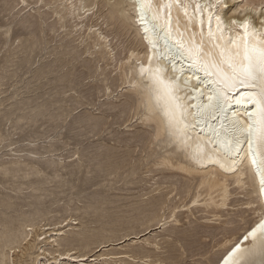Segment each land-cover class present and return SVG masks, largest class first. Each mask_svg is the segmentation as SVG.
<instances>
[{
	"label": "bare ground",
	"instance_id": "6f19581e",
	"mask_svg": "<svg viewBox=\"0 0 264 264\" xmlns=\"http://www.w3.org/2000/svg\"><path fill=\"white\" fill-rule=\"evenodd\" d=\"M1 1L6 8L13 2H16L15 5L20 4L19 11L26 8L24 4L29 6L32 3H40V7L48 5L50 8L49 12L41 13L39 7L36 9L37 14H32L31 21L28 18L20 21L29 28L33 26L30 38L25 40L26 44L20 42L25 52L22 61L26 64L31 63L34 48L40 51L42 49L44 41L38 36L40 33L64 28L65 22L71 20L75 29L65 32L64 37L73 30L78 32L79 42L76 46L83 45L81 53L91 55L84 62V75L96 79L94 91L107 99L100 103L99 107H105L101 116L90 112L78 118L79 124L95 135L120 122L118 127L124 126L125 130L122 129L121 132L127 134L119 137L118 142L125 145H129L133 139L141 142V146L138 144L139 152L144 160L148 159L149 154H154L155 160L146 172L159 171L162 175L164 171L173 173L159 181L152 175L150 179L153 183L150 182L151 185L146 188L148 191L143 193L152 195L144 199L143 194H140L138 197L144 203L134 201L124 208L114 206V201L110 199L98 200L85 206L67 203L65 209L68 214L52 221L51 214L56 209L43 207L38 203L21 211L15 219L17 224H12L13 217L3 213L0 215V264H33V261H41L43 257L54 264L63 259H68L70 264H81V261L86 264H160L163 260L176 263L183 258L186 249L191 250L189 255H192V248L198 243L193 239L181 244V237L166 240L169 235L165 236V231L177 229L173 223L178 222L177 213L181 207H186L184 210L189 213L186 217L196 218L195 214H201V220L197 221L194 230L196 233L201 232L203 237L211 238L208 250L211 252L210 256L206 259L207 262L201 264H223L235 243H240L241 248L251 244V238L244 241L243 237L259 219H264L261 215L264 211L261 208L264 204V187L260 185L261 170L252 163V155L245 154L247 145H242L245 151L235 155L234 167L222 168L217 161L223 159V146L213 135L214 131L221 130L222 122L219 118L194 120L189 115L186 134L190 139L187 143L170 137L166 131V118L156 99L152 73L157 68L162 69L161 74L165 80L180 77L181 84L191 77L188 87H181L178 94L188 112L195 113L197 109L189 106L207 103V96L203 93L214 85L209 79L200 87L199 92L193 91L197 84L196 75L201 79H204V75L192 68V61L186 53L178 51L177 41L187 45L190 39H194L197 44L203 41L204 47L210 48L213 41L208 36L209 25L219 35L217 16L221 19V28L229 26L231 20L239 23L247 18L250 31L264 32V25L261 24L264 16L256 15L260 11L262 0H224L227 7L223 8H210L209 5L214 4L215 0H179V4L176 0H151L150 6L143 9L138 0ZM13 7L10 6L11 9ZM245 7L254 10L241 17L238 9ZM53 16L54 21L45 24L46 17ZM33 31L37 35H32ZM224 35L227 37L230 33L225 32ZM231 35L235 38L236 33ZM10 44L13 46L14 41ZM59 46L62 47L61 50L53 49L48 53H59L70 59L67 58L64 63L60 62L62 59H58V64H54V61L44 64L45 71H41L40 75L53 74L55 76L52 81L70 86L74 82L70 79V71L61 74L58 71L77 57L74 54L77 52L76 46L68 42ZM16 47L18 44L15 43L12 49ZM116 91L118 93L114 95ZM240 91L243 90L238 89L232 95L238 96ZM121 96L124 101L115 106L114 102ZM59 102L61 104L54 112L39 104L30 108L36 110L34 113L19 115L15 121L26 118L34 120L37 114H48L64 121L75 108L62 104V99H57L54 103ZM77 103L83 104L81 101ZM115 108L117 110L109 120L106 111ZM229 108L243 118L244 109L250 110L251 106L232 103ZM226 115L231 117L232 112ZM133 127L142 131L133 132ZM3 139L0 134V141ZM197 144L203 148L200 158H195L194 149ZM135 146L129 151H134ZM111 149L112 146L106 149L101 163L113 172L119 168L122 160L115 159L112 152L109 153ZM29 154L31 155L27 154V157H35L34 154ZM77 158H80L79 155ZM10 163L15 167L19 165V160L13 159ZM49 163L54 164L55 158L51 157ZM32 165L31 168L37 170ZM0 169L8 172L9 167L0 164ZM156 191L158 194L154 196L153 192ZM86 215H92L93 218L84 220ZM167 225L172 226L167 228ZM163 243H167L171 250L166 259L159 254ZM41 264L46 263L42 261Z\"/></svg>",
	"mask_w": 264,
	"mask_h": 264
},
{
	"label": "rangeland",
	"instance_id": "374dc122",
	"mask_svg": "<svg viewBox=\"0 0 264 264\" xmlns=\"http://www.w3.org/2000/svg\"><path fill=\"white\" fill-rule=\"evenodd\" d=\"M15 3L13 2L10 6L14 7L11 9L9 6V9L0 0V28L12 27L15 23L12 42L14 41L15 45L16 40L19 39L25 45V40L31 36L30 29L33 26L29 28L27 24H21L20 21L24 18L32 19L31 16L37 14L36 9L40 7V3H32L20 11V4L15 5ZM49 11L48 5L39 9L41 13ZM54 19V16L46 17L45 24L53 22ZM65 24L64 28L53 32L45 30L38 35L44 42H42L41 51L34 48L30 64L22 61L25 52L21 43L14 49H12L14 45L9 44L8 47H4L0 44V75H2L0 76L2 83H0V134L4 138L0 141V164L9 167L8 172L0 169V215L4 213L13 217L12 224H17L15 219L19 217L21 211L38 205V203L43 207L56 209L51 214L53 215L52 221L68 214V210L65 209L67 203L85 206L98 200L110 199L114 201V206L122 208L134 201L144 203L145 201H142L138 195L148 191L146 188L153 183L151 176L153 175L154 179L159 181L173 173L164 171L162 175L159 171L146 172L155 160L154 154H149L148 159L144 160L139 152L141 142H135L134 139L128 143L129 145L118 142L119 137L122 138L127 134L121 132L124 126L118 127L120 122L95 135L79 124L78 118L90 112L101 116L105 107H99L100 103L107 99H104L101 93L96 94L94 91L93 85L96 79L84 75L86 72L84 62L91 55L81 53L83 45L76 46L79 42L78 32L75 33L73 30L70 35L64 37L65 32L75 29L71 20L66 21ZM34 34L37 35V32L33 31L32 35ZM65 42L75 45V50H77L74 53L77 57L58 71L59 74L70 71V79L74 80L69 84L70 86H67V83L52 81L55 76L53 74L40 75L41 71H45L44 64L52 61L58 64V59H62L60 61L62 63L67 61L69 56L64 58L59 53H48L53 49L61 50L62 47L59 45ZM116 93L118 92L116 91L114 95ZM57 99H62L64 101L62 104L75 108L64 121L48 114H37L34 120L26 118L15 121L19 115L27 116L34 113L36 110L30 108H35L39 104L45 105L48 111L54 112L61 104L60 102L54 103ZM78 101L83 104L77 103ZM123 101L124 97L121 96L114 102V105L119 106ZM91 102L92 104H88ZM116 110L117 108L106 111L109 114V120ZM132 131H142V129L133 127ZM5 140L8 143H5ZM134 145L136 149L129 151ZM111 146L113 149L108 150L109 153L112 152L115 159L122 160L119 168L114 170L115 172L110 171L101 163L103 155L107 152L106 149ZM19 149L21 150L18 151ZM29 153L34 154L35 157H27V154L31 155ZM51 157L55 158L54 164L49 163ZM58 158L62 160H57ZM13 159L19 160L18 166L14 167L10 163ZM31 165L37 170L31 168ZM157 194V191L153 192L154 196ZM149 195L143 194V198ZM185 208H179L177 213L179 220L173 223L177 229L165 231V236L169 235L166 240L172 241L181 237V244L188 240H197V245L192 248V255H189L191 250L186 249L185 257L183 256L180 261L183 264L207 262L206 259L211 253L208 251L212 243L211 238L203 237L201 232H195L194 226L201 220L199 218L201 214H195L196 218L186 217L189 213L184 210ZM91 218H93L92 215H86L84 220ZM171 226L167 225V228ZM161 246L163 248L159 250V254L166 259L171 254L170 247L167 243ZM67 260L61 261L70 264ZM42 261L49 264L46 257L41 258L40 262ZM172 264H177V262Z\"/></svg>",
	"mask_w": 264,
	"mask_h": 264
},
{
	"label": "snow or ice",
	"instance_id": "6c2138e0",
	"mask_svg": "<svg viewBox=\"0 0 264 264\" xmlns=\"http://www.w3.org/2000/svg\"><path fill=\"white\" fill-rule=\"evenodd\" d=\"M138 2L142 9L151 4V0H138ZM176 3L179 4V0H176ZM209 7L223 8L227 5L224 0H215V3ZM253 10L245 7L242 10L238 9V12L241 17H245V13ZM236 14L233 13V15ZM256 15L264 16V0ZM209 19L211 20V16ZM216 21L219 35L214 33L209 25L208 36L213 41L210 48H205L203 41L197 44L194 39H190L187 45L177 41L178 51L182 54L186 53L192 61V68L203 72L204 75V79L196 75L197 84L193 91L199 92L200 87L209 79L214 85L203 93L207 96V103L190 105L189 107L196 108L197 111L188 112L178 93L181 87H188V81L192 78L188 77L182 84L180 77L165 80L161 74L163 70L159 68L152 73L156 99L166 118L167 134L184 144L190 139L186 134V129L189 127L186 120L189 115L194 120L219 118L222 122L221 130L214 131L213 135L223 146V159L217 161L220 167H234L235 155L245 151L242 145L246 144L245 154L250 153L253 157L252 163L261 170L260 185L264 187V32L250 31V22L247 18H243L239 23L231 20V24L225 28L220 27L219 16L216 17ZM261 24L264 25V21H261ZM14 27L15 23L12 27L0 28V44L4 47H8L12 42ZM225 32L230 35L225 37ZM231 33H236L235 38ZM20 42L19 39L16 40V44ZM238 89L243 91L234 97L232 93L237 92ZM232 103L247 104L251 108L250 110L245 108L241 118L237 112L229 108ZM228 112H232L231 117L226 115ZM4 142L8 143L7 140ZM194 153L195 158L201 157L203 148L200 144L196 145ZM261 208L264 209V204ZM261 215L264 216V211ZM249 238H251V244L247 247L241 248L240 243L231 246V251L224 258L223 264H264V219H259V222L244 235L243 240L248 241ZM33 264H41V262L33 261ZM49 264H53V261L50 260ZM55 264H63V262L58 261ZM81 264L86 262L81 261ZM160 264H172V262L163 260ZM177 264H183V262L179 261Z\"/></svg>",
	"mask_w": 264,
	"mask_h": 264
}]
</instances>
